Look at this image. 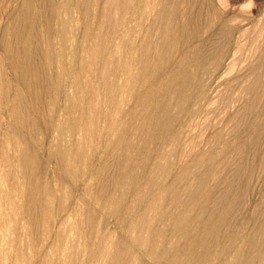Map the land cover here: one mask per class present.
<instances>
[{
  "label": "rangeland",
  "instance_id": "obj_1",
  "mask_svg": "<svg viewBox=\"0 0 264 264\" xmlns=\"http://www.w3.org/2000/svg\"><path fill=\"white\" fill-rule=\"evenodd\" d=\"M0 264H264V0H0Z\"/></svg>",
  "mask_w": 264,
  "mask_h": 264
},
{
  "label": "bare ground",
  "instance_id": "obj_2",
  "mask_svg": "<svg viewBox=\"0 0 264 264\" xmlns=\"http://www.w3.org/2000/svg\"><path fill=\"white\" fill-rule=\"evenodd\" d=\"M85 11V10H84ZM35 20V19H34ZM33 35V34H32ZM33 39V38H32ZM34 41V40H33ZM36 45V44H35ZM38 45V44H37ZM41 50V49H40ZM36 51V50H35ZM37 53V52H36ZM41 70V69H40ZM16 72V71H15ZM38 73V72H37ZM2 74V73H1ZM14 78V77H13ZM30 78V77H29ZM38 78V77H37ZM57 85V84H56ZM29 87V86H28ZM30 90V89H29ZM46 95V94H45ZM9 98V97H8ZM36 98V97H35ZM35 101H36V99H35ZM19 103V102H18ZM37 105V104H36ZM70 108V107H69ZM16 111V110H15ZM27 112V111H26ZM15 113V112H14ZM17 114V113H16ZM15 114V115H16ZM28 120V119H27ZM15 122H16V119H15ZM44 122V121H43ZM35 128V127H34ZM65 134V133H64ZM30 137V136H29ZM60 137V136H59ZM54 138H55V136H54ZM30 139V138H29ZM57 143V142H56ZM22 148V147H21ZM63 148V147H62ZM19 153H21V152H19ZM22 154V153H21ZM27 155V154H26ZM20 157H22V156H20ZM59 159V158H58ZM22 160V159H21ZM24 161V160H23ZM26 164V163H25ZM24 167V166H23ZM27 168V167H26ZM28 183V182H27ZM36 192V191H35ZM37 199V198H36ZM35 208V207H34ZM39 211H40V209H38ZM94 214V213H93ZM86 216H87V214H86ZM86 218V217H85ZM91 220V219H90ZM92 221V220H91ZM87 222H88V220H87ZM38 225V224H37ZM91 228V227H90ZM70 239H71V237H70ZM71 241V240H70ZM75 244V243H74ZM75 249V248H74ZM60 255V254H59ZM78 257H79V255H78Z\"/></svg>",
  "mask_w": 264,
  "mask_h": 264
}]
</instances>
